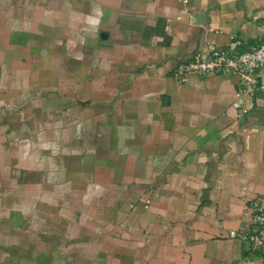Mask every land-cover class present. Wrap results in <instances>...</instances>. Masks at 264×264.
Here are the masks:
<instances>
[{"label": "crops", "instance_id": "crops-1", "mask_svg": "<svg viewBox=\"0 0 264 264\" xmlns=\"http://www.w3.org/2000/svg\"><path fill=\"white\" fill-rule=\"evenodd\" d=\"M234 37L264 39V0H0V264H264L230 236L264 95L238 121L236 75H172Z\"/></svg>", "mask_w": 264, "mask_h": 264}, {"label": "built area", "instance_id": "built-area-1", "mask_svg": "<svg viewBox=\"0 0 264 264\" xmlns=\"http://www.w3.org/2000/svg\"><path fill=\"white\" fill-rule=\"evenodd\" d=\"M191 74L236 75L238 82L232 106L237 110V120L242 121L251 113L253 101L264 95V39L248 41L234 37L228 46L209 45L180 62L172 72L180 82H186ZM150 204L151 199H147L144 207L149 208ZM250 208L254 217L251 228L231 231L230 236L247 240L253 251L264 255V197L252 200Z\"/></svg>", "mask_w": 264, "mask_h": 264}]
</instances>
